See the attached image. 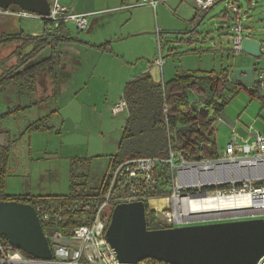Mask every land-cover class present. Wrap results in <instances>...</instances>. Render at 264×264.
I'll list each match as a JSON object with an SVG mask.
<instances>
[{
	"label": "rangeland",
	"instance_id": "rangeland-1",
	"mask_svg": "<svg viewBox=\"0 0 264 264\" xmlns=\"http://www.w3.org/2000/svg\"><path fill=\"white\" fill-rule=\"evenodd\" d=\"M97 1L100 2L97 3ZM109 1L111 0H60V3L69 6V8L76 5L81 7L84 4L94 5L97 3L95 9H104L108 7ZM237 1L242 8L241 13L246 14L245 24L249 27V38L264 42V0H255L256 4L249 3L248 0ZM177 4L175 1L162 3L156 12L148 6L132 10L139 13L140 23L145 24L149 29L154 26V29L150 30L152 37H155L154 43L151 44L147 39L148 37L144 36L122 42L116 49L120 48V51L126 53L127 57H137L139 55L146 57L151 53L150 60H154L159 54V35L157 32L162 31V27H176V29L180 28L183 29L182 31H186L187 26H190V24L183 26L178 21L180 11ZM8 10L22 13L18 6H11ZM224 11H227L226 2L222 1L207 13L202 24L198 26L200 35L197 40L199 43L194 45L190 46L186 42H181L187 39L186 35L166 34V30L161 32L163 53H160L167 61L168 66L175 64V66L180 65L182 67L181 64H185V67L188 68L197 67L199 60L220 70L230 69L232 66L238 65L251 67L257 71L262 65V60L247 54L235 55L232 52V36H227V33L224 34L225 30L219 29L222 27L221 22H223L222 14ZM69 24L72 34L76 37L85 36L72 23ZM135 24L136 22L132 23V25ZM191 26L194 28L196 25L193 26L192 23ZM18 27L30 35L33 32H39L40 35L44 34L42 32V22L38 20L20 18ZM86 32L84 31V33ZM166 39L170 43H167ZM171 48L178 50V54L168 57ZM138 49L142 50L140 54L136 51ZM198 49L209 52L207 54L215 55V61L212 55L200 57L201 59H199V55H195V53H186V51ZM58 52H62L60 54L61 59L67 57L72 64V56L68 55L69 53L67 54L64 50ZM11 53L12 49H7L0 57L9 56ZM49 55L50 50L48 49L38 59L46 58ZM81 59L83 63L79 67L76 68L74 64L71 65L75 68V74L72 73L74 70H71V67L66 70L67 75L63 79L64 85L76 84L80 89L88 85L93 66V69L99 68V73L101 70L108 72V61H100L98 57L94 58L91 55H83ZM67 62L65 60L62 64H67ZM142 62L147 63L146 60H141L139 64L144 65ZM95 65L99 66L95 67ZM160 70L158 67L157 72L154 74V78L158 82L163 81ZM255 76L258 77L257 72ZM117 82L120 83L121 81L117 79ZM119 83L112 79L109 82H99L95 87V95H93L92 100L84 93L78 94L79 99L83 101L90 100V107L84 106V110H80L81 105H68L64 109V115H68L67 119L64 115L57 114L54 116L50 114L70 100V93L64 94L57 100L42 101L45 97V93H43L45 81L43 79L39 80L40 93L28 95L21 87L13 86L1 95L0 113L15 111L19 107H28L27 110L18 111L1 120L0 123V127L7 132L10 144L5 193L13 196L23 194L67 196L71 193L73 186L76 194L96 195L97 189L107 173L109 163L118 151V145L125 127L127 112L113 117L110 109L107 108L108 101L115 104L120 99L121 86ZM244 85L245 88L242 87L238 92L227 95L229 104L223 115H226L232 122L237 124V133L241 136H246L244 128L248 127H252L254 131L264 133V104L262 101L264 91L262 94L257 92V95H252L250 89L253 90V85ZM25 98H27L26 101ZM195 98L199 99L197 95H190L191 101H194ZM45 117L50 118L48 125L52 128L51 130L30 133L26 131L29 125ZM215 128L217 130L218 147L222 152L230 138L232 128L230 124L224 121H220ZM153 201L157 203L155 206H153ZM149 206L156 213L157 219L164 222L162 212L170 207L166 199H150ZM203 224L207 223H195L189 226ZM45 231L47 236L50 237L54 230L45 229Z\"/></svg>",
	"mask_w": 264,
	"mask_h": 264
},
{
	"label": "built area",
	"instance_id": "built-area-1",
	"mask_svg": "<svg viewBox=\"0 0 264 264\" xmlns=\"http://www.w3.org/2000/svg\"><path fill=\"white\" fill-rule=\"evenodd\" d=\"M50 14L42 17L30 12H10L0 9L1 15L33 19L42 22L44 34L53 36L66 24L72 23L80 32L90 26L94 14H77L60 0H48ZM173 0H141L120 8L131 9L148 6L155 12L162 3ZM201 13L211 9L221 0H193ZM226 2V10L232 18L230 29L232 52L244 54L246 31L245 15L237 0ZM111 10L105 11V13ZM96 14V13H95ZM159 54L154 64L162 69L166 63L162 49L161 31L157 32ZM161 52V53H160ZM261 67L256 71L253 90L264 91V55ZM127 110L125 101L113 107L115 115ZM164 114L167 118L168 108ZM168 119V118H167ZM231 136L225 149L215 160H187L170 146L169 158H137L108 168L100 185V194L67 203L37 202L34 206L52 251L49 260L29 258L10 244H3L0 236V264H121L114 249L106 239L114 208L121 203L150 200L159 190L157 169L163 163L169 165L172 181L171 195L166 198L170 207L162 212V220L172 227H184L195 223H223L247 220H264V133L244 128L246 136L237 133V124L231 125ZM169 140L172 135L168 130ZM68 215H78L82 225L74 227L70 234L64 232L62 223ZM163 222V223H164ZM193 226V225H192ZM45 229L54 230L50 237ZM139 264H166L141 262ZM257 264H264V255Z\"/></svg>",
	"mask_w": 264,
	"mask_h": 264
},
{
	"label": "trees",
	"instance_id": "trees-1",
	"mask_svg": "<svg viewBox=\"0 0 264 264\" xmlns=\"http://www.w3.org/2000/svg\"><path fill=\"white\" fill-rule=\"evenodd\" d=\"M18 24V18L0 14V56H3L1 54L5 50L12 49L9 56L0 57V96L13 86L21 87L28 95L40 93L39 80L43 79L45 97L42 101L57 100L61 63L58 52L59 44L82 42L70 35H62V32H65L63 27L58 31L59 34L53 36L47 34L32 36L18 27ZM187 35L198 37L200 35L198 26L196 25ZM94 48L108 52L110 43ZM48 49L50 55L38 59ZM231 76L230 72L225 69L221 73L196 71L182 74L178 72L174 79L163 83L156 81L150 73L130 81L123 93V100L127 104V122L118 151L108 168L137 158L150 157L167 160L171 145L175 152L187 160L217 159L220 150L215 122L229 104L227 95L238 92L242 87L245 88L243 83L237 82L233 75ZM191 94L199 97L201 107H198L197 102L190 100ZM250 94L257 95V91H250ZM262 101L264 104V98ZM193 103H196V106ZM165 106L169 110L168 119L164 114ZM27 109L28 107H19L15 111L0 113V123L12 114ZM56 113L54 111L50 115ZM49 119L45 117L32 123L26 131L29 133L48 132L52 129L48 125ZM190 126L192 127L190 131H180L181 128ZM168 130L172 135L171 141ZM7 162L8 151H0V202L11 201L31 206H35L38 201L67 203L96 196L101 191L99 187L96 195L76 194L72 186L71 193L67 196L7 195L5 193ZM157 185L159 190L151 194L150 199H166L171 195V172L169 165L165 163L157 169ZM144 204L148 230L173 228L157 219L156 213L150 209L148 200H145ZM79 218L78 215H68L62 223L64 232L70 234L74 227L82 225ZM1 240L3 244H8L6 238L1 237ZM21 252L29 258H34L22 250ZM146 262L156 261L147 260Z\"/></svg>",
	"mask_w": 264,
	"mask_h": 264
},
{
	"label": "water",
	"instance_id": "water-1",
	"mask_svg": "<svg viewBox=\"0 0 264 264\" xmlns=\"http://www.w3.org/2000/svg\"><path fill=\"white\" fill-rule=\"evenodd\" d=\"M11 6L42 17L50 14L48 0H0L1 10L7 11ZM206 16L197 13V26ZM263 49L264 42L249 38L243 52L259 59ZM254 72L253 68H237L233 70V77L239 83L253 85ZM0 236L34 258H52L49 241L34 206L0 202ZM106 239L121 264H139L147 260L166 264H257L264 255V220L148 230L145 204L136 201L114 208Z\"/></svg>",
	"mask_w": 264,
	"mask_h": 264
},
{
	"label": "crops",
	"instance_id": "crops-1",
	"mask_svg": "<svg viewBox=\"0 0 264 264\" xmlns=\"http://www.w3.org/2000/svg\"><path fill=\"white\" fill-rule=\"evenodd\" d=\"M139 1H141V0H120L119 2L117 0H113V1L111 0L107 4L108 7H105L104 9H95L96 8L95 5L97 3H99L100 1H97V3L94 5L84 4L81 7H79L78 5L75 6L76 8L73 6L70 7L74 13L91 14V15L94 14V15H92L89 18L90 19V26L86 30L87 31L86 33L83 32V34H85V36H82V37H80V36L76 37L74 34H72L70 24H66L65 26L63 25L65 32H62V35L63 34L64 35H70L72 38H76L82 43H73V44L72 43H60L59 47H58V51L64 50L67 52V54L69 53L68 55L72 56V64H74V66L76 68L79 67L83 63V61L81 59V56H83V55H86V56L91 55L94 58L98 57L100 61H108L109 62V68H107L108 72L101 70L99 73L98 72L99 68L93 69V67H94L93 66L92 71L89 75V80H88L89 83H87L88 85H86L80 89V87L76 86V84L67 85V86L64 85L63 79H64V77H66L65 75H67L66 70L71 67V70H74V72H72V73L75 74V68L73 66H71L72 64L70 63V61L67 57H65L66 59L65 58L61 59V63L59 66L60 85H59V93H58L57 99L62 97L64 94L67 95L68 92L70 93L71 96H70V100L65 105L58 107V110H56L57 113L54 114V116H56L57 114L60 116L64 115V109H66L68 105L69 106L70 105L72 106L74 104L81 105V107L79 108L80 110H84V108H83L84 106L90 107L89 106L91 104V103H89L90 100L83 101L82 99H79L80 96L78 94L84 93V94H86L87 97H89V99L92 100L93 95H95V87L99 82H101V81L109 82V80L112 79L116 83H119V82H117V79H118L121 81L119 83L121 86L120 87V89H121L120 99L115 104H113L109 101L107 103V108L110 109L112 116L117 117L121 113L115 115L113 113V107L116 104H118L119 102L124 101L123 100V93H124V89H125L126 85L130 81L136 79L137 77H139L141 75L147 74V73H150L152 75V77L154 78V74L157 72L158 66L156 64H154L153 59L150 60L151 53L149 55H147L146 57H143L140 55L137 57H127V54L122 53L123 51H120V48L116 49V47H118V45H121L120 43H122V42H126V41H129L131 39L140 38V37H144V36L148 37L147 39H148V41H150L151 44H152V42L154 43L155 37H152V32L150 31V30L154 29V26L152 27V29H149V27H147L145 24L140 23V20L138 19L139 13L137 11H132V10L139 9L141 7L120 10V8H122V7L134 5V4L138 3ZM173 1L178 3L177 5H178V9L180 11V16L178 17V21L181 22L183 24V26H187V24L188 25L190 24V26H187V29H185L186 31H182L183 29H180V28L176 29V27H169V26L168 27H162L161 32H164L166 30L165 31L166 34L186 35L187 39H184L181 42H186V44H188L190 46L194 45L196 43H199V41L197 40V37L194 38L191 35H187V33L193 29V27L191 26L192 23H193V26H195L199 23L198 19H196L195 16L197 15V13H199L201 11L198 10V7L194 3L193 0H173ZM220 2H222V0L216 2L214 4V6L211 8V10L213 8H215V6L218 5ZM248 2L249 3H255V0H248ZM63 6L69 8V6H67V5H63ZM144 7H146V6H144ZM107 10H111V12L105 13V11H107ZM110 14H115V15L111 16ZM245 16H246V14H245ZM222 18H223L224 23L221 22L222 27H220L219 29L225 30L224 34L227 33L226 35L231 37L230 29H231L232 24H233L232 18L227 11L223 12ZM133 22H136V24L132 25ZM190 28H191V30H190ZM42 29H43V24H42ZM248 29H249V27L246 25V31L249 34L250 32ZM174 32H179V33H174ZM40 34L41 33H39V32H33L31 35L32 36H40ZM58 34H59V32H58ZM254 40L260 41L258 39H254ZM166 41H167V39H166ZM260 42H262V41H260ZM105 43H110V51H108V52L107 51H100V50L94 48L95 46H100V45H103ZM167 43H170V42L167 41ZM219 44H221V42H219ZM136 51L138 54H140L142 50L138 49ZM204 51L205 50H203V49H198L195 51L194 50L193 51H186V53H195V55H199L198 56L199 59H201L200 57L212 55L213 60L215 61V57H216L215 55L207 54L209 52H204ZM262 53L264 54V49H263ZM60 54H62V52H60ZM177 54H178V50H176L175 48L174 49L171 48V49H169L168 57H170L172 55H177ZM184 55H187V54H184ZM184 55H182V56H184ZM65 60L68 61L67 64H65V63L62 64V62H65ZM141 60H146L147 63L142 62V63H144V65H140L139 62ZM165 64L166 65L160 70L162 72V78H163L162 82H168V81L174 79L178 72H180L182 74L194 73L196 71L205 72V73H210V72L221 73L222 70H225V69H221V70L217 69L215 66L207 65L205 63H202L199 60H198L197 67H189V68L185 67V64H181L182 67H180V65L175 66V64H173V66L172 65L168 66L167 61ZM98 66L99 65H95V67H98ZM237 68H251V67L238 66V65H236L234 67L232 66V68L227 69L230 72V76L233 74V70H235ZM26 100H27V98H25V101ZM192 102H197L198 107H201L200 99L195 98V100ZM124 112H127V110H125ZM124 112H122V113H124ZM64 117H66V119H67L68 115H64ZM127 118H128V112H127V117L125 120V125L127 122ZM220 121L221 122L224 121L230 125L235 124L234 122H232V120L229 117L222 114L221 118H219L215 122L214 126L217 127V125H218V123H220Z\"/></svg>",
	"mask_w": 264,
	"mask_h": 264
},
{
	"label": "flooded vegetation",
	"instance_id": "flooded-vegetation-1",
	"mask_svg": "<svg viewBox=\"0 0 264 264\" xmlns=\"http://www.w3.org/2000/svg\"><path fill=\"white\" fill-rule=\"evenodd\" d=\"M10 149V144L8 141L7 132L0 127V151H8Z\"/></svg>",
	"mask_w": 264,
	"mask_h": 264
},
{
	"label": "clouds",
	"instance_id": "clouds-1",
	"mask_svg": "<svg viewBox=\"0 0 264 264\" xmlns=\"http://www.w3.org/2000/svg\"><path fill=\"white\" fill-rule=\"evenodd\" d=\"M262 55H264L263 53H262ZM233 75V74H232ZM254 77H255V72H254ZM255 79H256V77H255ZM163 83V82H162ZM246 85H249V84H246ZM251 91V90H250Z\"/></svg>",
	"mask_w": 264,
	"mask_h": 264
},
{
	"label": "bare ground",
	"instance_id": "bare-ground-1",
	"mask_svg": "<svg viewBox=\"0 0 264 264\" xmlns=\"http://www.w3.org/2000/svg\"><path fill=\"white\" fill-rule=\"evenodd\" d=\"M152 203H153V206H155V204H157L156 201H153Z\"/></svg>",
	"mask_w": 264,
	"mask_h": 264
}]
</instances>
